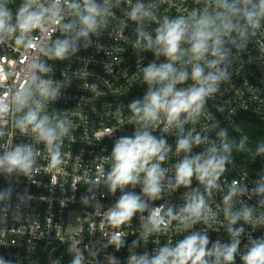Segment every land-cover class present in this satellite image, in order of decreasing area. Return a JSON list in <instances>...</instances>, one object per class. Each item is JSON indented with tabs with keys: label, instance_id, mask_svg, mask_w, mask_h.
I'll use <instances>...</instances> for the list:
<instances>
[{
	"label": "built area",
	"instance_id": "obj_1",
	"mask_svg": "<svg viewBox=\"0 0 264 264\" xmlns=\"http://www.w3.org/2000/svg\"><path fill=\"white\" fill-rule=\"evenodd\" d=\"M24 2L8 0L6 6L13 17ZM40 2L47 5L50 0ZM137 3L144 4L152 16L133 21L127 13ZM60 6L61 24L77 20L64 0ZM108 6L110 14L103 18L96 33H90L87 40L78 39L76 50L63 60L49 58L55 41L65 38L60 25L54 23L35 29L21 44L15 41L18 33L0 43V105L5 106L0 111L3 133L0 156L18 145L31 146L35 153L34 164L27 172L0 168L2 264H72L76 256L82 257V264H129L131 256L147 254L152 258L160 249L175 248L197 233L207 236L209 250L217 242L229 244L232 236L228 232L224 196L233 180L245 192L233 198L232 210L250 206L257 219L264 214V194L254 192L264 180V155L251 154L254 161L251 169L238 160H228L217 181L218 187L210 191L195 178L187 187L173 186L176 165L186 155L176 151L179 138L189 132L193 136L199 133L219 146L218 134L226 130L232 152L242 140L244 147L249 144L242 125L245 117L264 124V18H261L259 27H248L245 36L233 32L231 40L225 38L228 55L220 67L226 70V79L207 98L195 122L184 123L183 132L175 127L164 132L162 122L149 129L171 148L161 163L166 171L159 197L152 200L143 195L140 185L128 186L123 191L141 195L147 209L123 224H114L109 219L110 210L122 195L121 189L113 193L106 183L114 143L135 131L129 105L133 100H142L148 91L142 78L143 68L151 62H166L164 56L157 58L154 51L136 46L137 29L155 38V29L166 17H189L193 11L199 14L206 8L214 14L219 9L215 0H131L130 4L128 0H120L119 4L117 0H108ZM39 63L50 71L45 74L36 70L37 75L59 87L57 98L48 102L44 111L52 118L66 120L70 126L61 140V163L56 166L51 164L49 149L43 142H38L31 131L22 134L15 126V118L21 114L15 112L14 96L35 70L32 66ZM187 70L191 73V65ZM193 83L188 79L177 88H187ZM206 147L193 146L187 155L203 153ZM196 194L204 197L210 213L206 219L185 221L181 218L182 209ZM157 208L161 209L164 222L154 229L147 217ZM169 208L171 216L167 214ZM73 216H76L74 232L69 233L68 220ZM240 226L244 231L238 237L240 244L233 264H244L241 256L254 242L264 239V224L241 220L233 225ZM206 259L212 264L215 257Z\"/></svg>",
	"mask_w": 264,
	"mask_h": 264
},
{
	"label": "clouds",
	"instance_id": "obj_2",
	"mask_svg": "<svg viewBox=\"0 0 264 264\" xmlns=\"http://www.w3.org/2000/svg\"><path fill=\"white\" fill-rule=\"evenodd\" d=\"M120 0H117L119 4ZM8 0H0V43L15 35L17 44L25 42L29 33L44 27L47 23L60 25L65 34L64 39H57L50 49L49 58L63 60L70 52L76 50V41L87 40L89 34H95L104 17L110 14L108 0L97 3V0H64L65 6L72 11L77 20L61 24V0H50L46 5L40 0H25L13 17L7 8ZM131 3V0H128ZM219 11L210 13L207 8L202 13L193 11L189 17L164 19L155 29V38L137 29V47L155 52L157 58L164 56L166 62L149 63L143 68V81L148 91L143 99L133 100L129 107L131 120L136 125L131 136L119 137L113 146L111 170L106 174V183L111 192L119 188L122 195L109 212V219L114 224H123L131 220L137 212H143L148 205L141 195L123 191L126 187L141 186L143 195L155 200L162 191L165 169L161 163L171 150L165 139L157 138L149 131L158 122L165 124L164 132L175 127L183 132V124L195 122L202 114L207 98L218 90L219 83L226 79V70L220 65L228 53L224 48L225 38L246 35L247 28L259 27V20L264 18V0H215ZM133 21L149 18L152 13L142 3L133 6L127 13ZM244 21L241 24L240 21ZM184 45H187L185 48ZM211 57V59H209ZM179 63V67L177 66ZM191 65V73L187 66ZM29 79L14 96L16 116L15 126L22 134L31 131L38 142H43L50 152L53 166L61 163V140L69 132V124L64 119L52 118L46 114L48 102L54 101L59 94V87L49 79L37 75L48 73L50 69L43 63L32 66ZM188 79L194 83L187 88H177ZM5 106L0 105V111ZM0 135H3L0 132ZM220 144L209 140L207 136L189 132L177 140L176 151L186 155L176 165L175 184L173 186H189L195 178L206 186V190L218 187L217 181L225 171L231 152V144L226 141V130L219 132ZM207 145L203 153L189 156L193 146ZM244 141L240 142L242 148ZM258 151L264 152V146ZM35 153L31 146L18 145L13 150L0 156V168L7 172L15 170L27 172L34 164ZM171 183V181L169 182ZM245 189L240 188L238 181L233 180L227 195L224 196L225 214L228 220V232L232 236L229 244L219 242L212 249L207 248V236L194 234L186 237L175 248L164 247L157 255L149 258L147 254L131 256L129 264H209L206 257H215L212 264H233L240 241L238 237L244 231L243 226L233 227L238 221L264 224V214L254 217V209L244 206L233 211V198L241 195ZM254 192L264 194V180L258 183ZM264 203V202H262ZM161 209H153L147 217L148 223L159 229L164 218ZM187 215H183V214ZM210 213L205 199L196 194L182 209L181 218L206 219ZM169 216L172 209H168ZM119 244V242H118ZM244 264H264V239L256 241L241 256ZM2 264V262H0ZM72 264H82V257L76 256Z\"/></svg>",
	"mask_w": 264,
	"mask_h": 264
},
{
	"label": "trees",
	"instance_id": "obj_3",
	"mask_svg": "<svg viewBox=\"0 0 264 264\" xmlns=\"http://www.w3.org/2000/svg\"><path fill=\"white\" fill-rule=\"evenodd\" d=\"M242 125L249 137V144L242 148L236 145L229 155V160H238L244 163L248 169H251L250 165L254 163L251 154H254L255 157L264 155V152L258 151L261 146H264V124L258 123L250 117H245L242 120Z\"/></svg>",
	"mask_w": 264,
	"mask_h": 264
},
{
	"label": "rangeland",
	"instance_id": "obj_4",
	"mask_svg": "<svg viewBox=\"0 0 264 264\" xmlns=\"http://www.w3.org/2000/svg\"><path fill=\"white\" fill-rule=\"evenodd\" d=\"M75 217L73 216L71 219L68 220V225H67V231L69 233H73L74 232V226L73 223L75 222Z\"/></svg>",
	"mask_w": 264,
	"mask_h": 264
}]
</instances>
